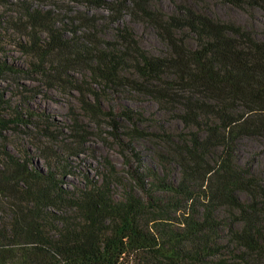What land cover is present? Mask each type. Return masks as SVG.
Instances as JSON below:
<instances>
[{"label":"trees","instance_id":"trees-1","mask_svg":"<svg viewBox=\"0 0 264 264\" xmlns=\"http://www.w3.org/2000/svg\"><path fill=\"white\" fill-rule=\"evenodd\" d=\"M148 1L84 0L115 13L126 4L159 35V55L140 47L127 26L116 29L108 49L89 52L45 25L47 14H28L31 28L47 33L45 41L31 38L37 66L55 54L52 72L64 77L85 60L104 85H132L180 126L149 132L142 114L119 111L131 132L160 141V169L142 168L140 152L129 147L137 164L129 166L133 186L120 198L109 177L86 176L83 186L68 187L52 167L1 146L0 195L10 200L0 215V264H264V173L238 150L244 138L264 141V40L207 8L177 5L163 15ZM215 1L264 15V0ZM7 70L0 61V77ZM5 108L0 93V113ZM21 122L0 114V132ZM75 122L73 132L81 133ZM173 166L178 175L170 178Z\"/></svg>","mask_w":264,"mask_h":264},{"label":"rangeland","instance_id":"rangeland-1","mask_svg":"<svg viewBox=\"0 0 264 264\" xmlns=\"http://www.w3.org/2000/svg\"><path fill=\"white\" fill-rule=\"evenodd\" d=\"M148 2L163 15H170L177 5L207 8L220 20L255 30L257 37L264 40V15L259 10L245 11L215 0ZM125 5L115 13L90 6L84 0H0V61L12 69L0 77V93L7 103L0 114L5 119L17 116L24 122L0 132V147L26 157L41 169L52 167L58 176H64L68 187L83 186L86 176L97 181L109 177L116 198L133 186L129 166L137 163L129 147L140 152L142 168L154 165L160 169L154 153L160 145L159 139L131 132L132 127L119 111L126 108L142 114L140 122H144L142 126L149 132L162 125L178 130L180 124L163 112L153 98L137 93L132 85L128 84L127 88L104 85L85 60L63 70L64 77L52 72L57 67L55 54L44 58L46 66H37V53L29 48L31 38L45 41L47 33L43 27L32 29L28 14H47L45 25L59 32L62 39H77L89 52L108 49L115 42L116 29L127 26L140 47L154 55L163 53L165 45L155 29ZM130 67L128 63L127 68ZM123 74L130 76L132 71ZM109 116L117 120L116 131ZM73 121L82 129L81 133L73 132ZM114 135L124 146L115 141ZM238 150L241 158H249L264 173V141L244 138ZM177 175V168L171 167L169 177ZM9 200L0 195V215H4L3 206Z\"/></svg>","mask_w":264,"mask_h":264}]
</instances>
